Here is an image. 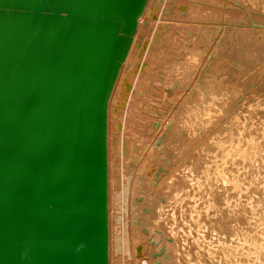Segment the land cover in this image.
Returning a JSON list of instances; mask_svg holds the SVG:
<instances>
[{
  "label": "water",
  "instance_id": "1",
  "mask_svg": "<svg viewBox=\"0 0 264 264\" xmlns=\"http://www.w3.org/2000/svg\"><path fill=\"white\" fill-rule=\"evenodd\" d=\"M148 0H0V264H110L108 108Z\"/></svg>",
  "mask_w": 264,
  "mask_h": 264
},
{
  "label": "rangeland",
  "instance_id": "2",
  "mask_svg": "<svg viewBox=\"0 0 264 264\" xmlns=\"http://www.w3.org/2000/svg\"><path fill=\"white\" fill-rule=\"evenodd\" d=\"M175 1H177V2H175ZM176 3L179 5V0H162L160 2H159V0H156V2L152 6V9L148 15L146 23L144 24V26L142 27V29L140 31L139 42H138L139 44L137 45V47L134 51V56L132 58L133 59L132 60V62H133L132 68L134 67V64H135V70H136L137 68L140 67V65H142L143 60L146 59V56H144V54L147 55L148 49H150L152 47L151 45L155 42V40L154 39L152 40V38H153V36H156L159 33L157 31V29L158 30H159V28L161 29V26H159V25L164 26L165 27L164 31H166V33H165L166 35L163 37V40H162V41H165V39L167 38L166 40H167L168 44L164 45V47L166 46L165 49L168 48V45L170 46V44L173 42V40H171L172 39L171 36H172L177 40V42L179 41L178 42L179 46L183 45V46H188V47L189 46L190 47H196L200 51V53H198V56H200L199 57L200 62H199L198 58L196 60L198 62V63L196 62V64H198V65L194 64L193 68L191 66L188 67V68H191L192 70L195 68L194 72L195 71H197V72L194 73V72H192L191 69H189L188 70L189 74L187 76L188 78H185L186 80L182 79L181 83H178L176 85V87H170L171 85H169V87L166 86L167 87L166 92L168 91L167 93L165 91L163 92L162 89L155 92V94H157V97H160V96H162V97L159 98L160 100L156 97H154V99L159 101L161 104H165V106L161 105V104L157 105V107H159V109H160V112H162V114H164V115H162V117L164 116V118H166V120L164 119L165 120L164 127H166V123H167V126L168 125L172 126L173 124H177V125H175V128L173 126V128H172L173 130H171L173 133L172 134L173 135V141L171 140L170 142H168V144H167L168 147H166L167 150H169V152H168L169 158H168L167 153L164 154V156L166 155V157L168 158V160L166 159L167 164H164V163H163L164 165L160 164L161 166L154 164L153 167H151V175L153 174V176H155L156 179L154 177L153 181H155V182L152 181V183H150V184H151V187H153V188L156 187L155 189L156 190L159 189V191H160V188H161V191L163 190V192H164V189L165 190L168 189V191H170V192H167V190H166V192H164V193L166 195L167 194L170 195V193L172 192V189H170L169 186L174 182V177H175V182H178L179 184H180V180H183V179L189 180L192 182L191 184H189L190 182L187 184L188 190L183 191L181 193V195L184 196L185 192L188 191L190 193V195H192V197L185 195L184 196L185 200L187 201V199H188L189 201H192V202L194 201V202L193 203L187 202V204L190 203L188 207H186L187 205L185 204V202H186L185 200H183L184 202L182 201V203L185 204L184 207H186V209H187V212H188V213L186 212L187 214H189L190 211H188V209H190L192 212L191 215H193V216L195 215L196 218L197 217L198 218L196 220H192V223L194 222L193 224L190 223L191 220H188L189 223L188 222L187 223L189 225L185 226L184 229H182L183 231L181 230V235L182 236H188L189 238H191V239H189L190 243L192 242L190 244V249H192V251H193L192 258L194 259V264H231L230 261L225 256V254L223 253L224 249L223 250L221 249V245H223L224 243L228 245V246L226 245L227 248L228 247L230 248L232 246L230 249L234 250L231 253V250L227 249V251H230V254H229L230 256H235V254H236L237 257H239V256H242L240 258L245 257V259L244 258L242 259V260H245V262L248 261L249 258L250 259L252 258L251 261L249 260L245 264H263L262 261L264 260V254H262L261 251H259V250L256 251L257 250L256 247H258V246L261 247V245L263 246V244H264V243H262L264 240V235L262 234V232L264 231V219H263L264 218V208H263L264 201H263V203H261L262 200H260V202H259V199H258L259 198L258 195H260L259 193L264 189L263 188V186H264V179H263L264 178V157H263L264 152H262L264 150V0H182L181 4H183L185 6L178 7V9L180 11L177 10V7L175 8ZM170 4H175V5H170ZM170 6H172L173 9L170 10ZM181 7H182V11H181ZM173 11H175L176 13H173ZM167 30H169V31H167ZM167 32H168V34H170V33L172 34V35L170 34L171 35V36H169L170 38H168ZM155 33H157V34H155ZM142 44H144L143 49L141 48ZM154 44H156V43H154ZM161 45L162 44L160 43L157 46H161ZM179 46L177 47L178 49H179ZM153 47H155V46L153 45ZM182 50L181 51L178 50L179 53H181V54L178 53L179 58L175 57L176 60L180 61V58H182L181 60H184L185 59L184 57H186V55L188 58L190 57L189 56L190 53L187 49L186 50L182 49ZM175 54H176V52H175ZM187 57H186V59L188 60ZM141 59H142V61H141ZM184 61H186V60H184ZM138 62L140 65H138ZM178 65H179V67L176 66L174 68V72L177 71V72H175V74L177 73L176 74L177 76L175 75V77L181 78V76L184 75V72L181 69L182 63H180ZM177 68L178 69L180 68V70H178ZM179 73L181 75H178ZM192 73H193V75H191ZM200 73H202V74H200ZM191 80H193V81L190 82ZM187 81H188V84L184 85L183 82L187 83ZM179 84H180V86H179ZM181 85L185 88H183ZM193 85L195 87H193ZM191 86H192V88H191ZM199 87H201V88H199ZM170 88L173 90H174V88H176L175 92L177 94L174 93L173 90H171ZM169 89H170V91H169ZM179 90H182V91L180 92ZM195 90H197V91H195ZM160 91H162V92H160ZM202 93H203V95H202ZM163 94L165 95L164 97H163ZM166 95L169 96V98ZM177 95H178V97H177ZM195 95H196V97H195ZM200 97H201V99H199ZM188 98L191 99V101ZM161 99H163V100H161ZM117 101H119V99H117ZM198 101L203 103V104L199 103ZM175 103H177V104H175ZM185 103H186L185 107H187V104H188V106L191 105L192 109H194V110L196 109L195 110L196 113L191 112V111H194V110H190L191 107L185 108L183 105ZM204 104L206 107H208L207 109H206V107H204ZM169 106H170V108H169ZM127 107H128V104L125 106L118 104L117 108L114 112L115 113V118L113 120V122L115 123L114 126H116L118 124L113 129L115 132V133L113 132L115 134V135L113 134V137L115 139V141H114L115 142V144H114L115 148H116V146L118 147L120 145V141H121L120 136H121V131L123 129L122 123L125 124L126 115H127L125 110H123V109L124 108L126 109ZM164 107H165V109H164ZM165 110H166V112H165ZM170 110H171V112H170ZM198 110L201 111V112H199V114H198ZM204 110L206 112L208 110L209 111L207 113L206 112L204 113ZM173 112L177 116L174 115ZM184 112L187 114V116H183V118H182L183 120H182V119H180V117H182L181 115H186ZM122 113H123V118H121V116H119L117 118V116L122 114ZM192 113L194 114L193 116H195L196 114H197V116L193 117ZM189 114H191V115L189 116ZM203 114H204V116H203ZM206 114H208L209 117L206 116ZM174 116H176L175 119H174ZM191 117L193 120L191 119ZM197 117H199L200 119ZM184 118L185 119L187 118V120H185ZM205 118H206V121H205ZM208 118H210V120H211V123L209 124L211 127L210 126L207 127L205 124H202L203 122L204 123L207 122ZM170 119H171V122L169 121ZM190 119L193 122H195L194 125L191 123L192 121ZM180 120L183 122V125H180V122H181ZM195 120H197L198 122ZM187 121L189 123H186ZM200 121H203V122L201 123ZM208 121H209V119H208ZM182 122H181V124H182ZM199 122L201 124H199ZM184 123H185V126L187 124H189L188 125L189 127H190V123H191V127L193 126L192 127L193 129L190 127L187 130L188 126H186V128H185ZM119 125H120V127H119ZM199 125L202 128H200ZM203 125H205V126H203ZM181 126H183V128ZM198 127L200 129H198ZM204 127L207 129L205 130ZM194 128L196 131L194 130ZM179 129H182L181 131H183V132L181 133V131H178ZM189 129L193 130L194 132L189 131ZM202 129L204 130V133L206 135L201 132ZM174 130H176V132ZM197 130L200 132H198ZM167 131H170L169 126L167 127ZM179 132H180V134H178ZM187 132H188L187 136L192 132L195 135L194 136L195 138L193 136H191V134H190V136H188L189 137V139H188V137L186 136ZM175 133L177 135H179V136H177L178 139H179V137L181 138V136H183L185 139H187L186 141L188 142V146H189L188 150L186 147V149H184L182 152V148L184 146H181V144L178 141H176V139H177L176 137L174 140V136H176ZM200 133H201V136H200ZM154 137L155 136L153 135L152 139H151L152 141L150 140L152 142V144L155 141ZM246 139H247V141H246ZM209 140L211 142H209ZM174 141H175V143H174ZM193 141H194V143H192ZM151 142L149 143L150 146H152ZM189 142H191V143H189ZM203 142H205V143H203ZM159 143L160 142H158L157 144H159ZM169 143H171V144L169 145ZM197 143L198 144L200 143V144L198 145ZM175 144L180 145L181 152L176 149ZM220 144L222 145V147ZM237 144H239V145H237ZM196 145H198V146L196 147ZM204 145H205V147H204ZM172 146L173 147L175 146L174 150H173ZM193 147H195V148H193ZM224 147H226V148H224ZM236 147H237V149H235ZM238 149H239V151H237ZM246 149H248L247 151L250 154V156L248 157L249 159L248 158L245 159L242 156H240V151L246 150ZM256 149L258 151L261 150L260 153ZM201 151L203 152L202 155H201ZM227 151H228V153H227ZM188 152L190 153V155L188 154ZM253 152L254 153L256 152L257 154H260V155L259 156L255 155ZM171 153H173V154H171ZM175 153H176V156H175ZM181 153H182V155H180ZM186 153H187V156L185 155ZM252 154L254 157L252 156ZM173 155H174L175 159H173L174 158ZM177 155H178V157H177ZM199 156H200V158H199ZM223 156H225L226 158ZM195 157H197L199 159H197V158L195 159ZM171 158L173 159V161L175 163L172 161ZM239 158H240V161H242L244 164L242 162L241 163L239 162ZM169 159H170V161H169ZM153 161H158V159H156V160L154 159ZM168 161L169 162L172 161L171 163L173 165H171V163H169ZM168 163H169V166H168ZM188 163H190V164H188ZM150 164H151V162H150ZM184 164H188L187 166H189L191 171L189 169H187V167ZM248 164H250V165H248ZM259 164L261 165V167ZM204 166H205V168H204ZM256 166H258L259 168ZM124 167H126V166L125 165L122 166L121 170H124ZM184 167H185V169H184ZM232 167H235V169ZM239 167H240V170H239ZM166 168L168 169V172L170 169H171V171L168 173L166 171L167 170ZM152 170H154V173ZM208 170H209V172H208ZM237 170H238V172H236ZM182 171H183V173H182ZM189 171L192 173H189ZM221 171H223V175H225V179H228V180L224 181L222 179V177L219 175V173H221ZM228 171H229V173H228ZM174 172L177 173V175ZM181 173H182V175H181ZM255 173H256V175H255ZM189 174H191V175L193 174V175L190 177V176H188ZM167 176L170 178H168ZM172 176H174V177H172ZM161 177H163L164 180L160 179ZM185 177H186V179H185ZM165 178L168 180L170 179V180L167 181V180H165ZM172 178H173V180L171 181ZM178 178H179V181H178ZM191 178H193L192 180H194V181H192ZM199 178H200V180H199ZM252 178H254V179H252ZM157 179L159 180V182L157 181ZM204 179H206V182ZM246 180H247V182H246ZM160 181H161V183H160ZM163 181H164V183H163ZM228 181H230V182H228ZM235 181L236 182L238 181L237 182L238 185L240 184L239 182H241L242 185L238 186ZM242 182H244V183H242ZM154 183L156 186L154 185ZM198 183H201L202 186L201 185L199 186ZM257 183L259 184L258 186H257ZM158 184H161V185L159 186ZM162 184L164 185V187ZM175 184H177V183H175ZM192 184H194V185H192ZM203 184H204V186H203ZM253 184H254V186H253ZM152 185H154V186H152ZM190 187H191V189H190ZM236 187H237L238 191H237ZM257 188H259L261 191L259 192V189H257ZM251 189H253V190H251ZM233 190H235V192ZM241 190H243V191L241 192ZM211 191H213V192L211 193ZM152 192L154 193V191H152ZM262 192H264V191H262ZM251 196H252V198H251ZM262 196L264 197V193H261L260 197L262 198ZM246 198H248V200ZM262 199L264 200V198H262ZM210 201L212 203H214L213 206L208 205L211 203ZM250 203H252L251 206H250ZM191 205H192V208L190 207ZM246 205H248V206H246ZM254 205L255 206L257 205L256 207H258V208L254 207ZM261 205H263V206H261ZM243 206L246 209H249V211L252 210V212L250 214H252V213H253V215L256 214V215H254V217H253V215H251L252 217H250V218H253V220L250 219V223L252 221L251 226L253 227V229H251L250 223H248V224L246 223V221H245L246 218L245 219L243 218V216L244 217L246 216V214L244 215V213H243L244 209H245ZM194 207H195V209H194ZM239 208L242 209V211L239 210ZM167 210L169 211L171 209L168 208ZM238 211H241L240 212L241 215ZM177 212H178V210H177ZM201 212H202V214H201ZM254 212H256V213H254ZM187 214L185 215V217L187 216ZM212 214H214V215H212ZM250 214H249V216H250ZM199 215H200V217H199ZM234 215H235V217H234ZM259 215H260V217H259ZM255 216H256V219H255ZM242 221L244 222V224ZM253 221L256 223L253 224ZM241 223L243 225L247 224V226L245 225L244 228H242L243 225H241ZM175 226L178 227L177 224ZM175 226H174V228H176ZM248 226H250V227H248ZM172 227H173V225H172ZM187 227L189 229H187ZM193 227H194V229H193ZM241 229H242V231H241ZM243 229H244V231H243ZM245 229H246V232H245ZM249 229H251V230H249ZM254 229L259 230V231H255ZM184 230H186V231H184ZM192 230H193V233H192ZM252 230H253L254 234L252 233ZM149 231H150V229H149ZM237 231L239 232L238 235H237V233H238ZM248 231H250L251 233ZM260 231H261V233H260ZM160 232H158V233L151 232L152 234H149L148 236L144 235L143 241L140 242L141 244L140 243L138 244L139 246L142 245L140 247H143L142 248L143 250L138 248L139 252H140L139 253L138 249H137L136 254L133 255L134 257H131V258H133V259H131V261L133 260L131 262V264L132 263L133 264H161V261H162L161 258H163L167 254L165 252L163 253V251L165 250L166 246L167 247L170 246L169 241H171L170 240L171 235H170V233H167L166 231H163L161 233ZM247 232H248V234H246ZM244 234H245V236H244ZM256 234L257 235L261 234L260 239H258L259 236H257V239L254 238V237H256L255 236ZM234 235H236V237ZM240 235H242V236H240ZM243 236L245 238H243ZM249 236L251 239L249 238ZM246 237L248 238L249 241L247 240ZM252 237L254 238V242H253ZM235 238L236 239L239 238L236 240V242H238V241L241 242V243L238 242L236 247L234 246V244H236V242L234 241ZM166 239H169V240H166ZM245 240L247 241V243H245L243 246V243L246 242ZM160 242H161V244H160ZM166 242H167V244H166ZM255 242H256V245H258V246H255ZM250 243H252V244H250ZM253 243H254V245H253ZM259 243H261V244L259 245ZM246 244L247 245L250 244V245H248V247L250 246L252 249L250 247L247 248ZM144 245H145V247H144ZM146 247H147V250H146ZM253 247L255 248V250H253ZM238 248H240V250H243V251L240 252ZM259 249L260 250L263 249L262 251L264 253V247H261ZM143 251H144V254H143ZM151 251H153V254ZM237 251H238V253H237ZM234 252H235V254H233ZM147 253L149 255H147ZM157 253H160L159 254L160 256ZM219 253H221V254H219ZM242 253L243 254L246 253L247 255L246 254L242 255ZM150 254L152 257L150 256ZM179 254L182 255L181 252L180 253L175 252L174 253L175 258ZM212 254H214V255H212ZM238 254H239V256H238ZM260 254H261V257H258V256H260ZM208 255H209V258H208ZM255 255L257 256V258L255 257ZM252 256H254L255 258H253ZM145 257H146V260L144 259ZM148 257H149V260H147ZM200 257H201V259H200ZM246 257H247V259H246ZM159 258H160V262H159ZM258 258H260V259H258ZM140 259L143 260L144 262L143 261L140 262L141 261ZM122 260H124V263L126 261H128V259L127 258L125 259V257ZM135 260L137 263L136 262L134 263ZM129 261H130V259H129Z\"/></svg>",
  "mask_w": 264,
  "mask_h": 264
},
{
  "label": "bare ground",
  "instance_id": "3",
  "mask_svg": "<svg viewBox=\"0 0 264 264\" xmlns=\"http://www.w3.org/2000/svg\"><path fill=\"white\" fill-rule=\"evenodd\" d=\"M162 1V0H159V2ZM156 2V0H148V3L145 7V10L142 14V16L139 18V23H138V29L136 31V34H135V37H134V40H133V43H132V46H131V49L129 51V54L125 60V62L123 63L122 65V68L120 70V73H119V76L117 78V81H116V84L114 86V89H113V92L111 94V97H110V101H109V108H108V165H109V229H110V243H109V262L110 264H131V257H134L133 255L136 254V251L137 249H142L143 247H140L142 245H138L140 242L143 241V238H144V235L148 236L149 234H152L151 232H155V233H158V232H163V231H166L167 233H170V246L165 248V250L163 251V253H167L163 258H161V264H194V259L192 258V255H193V251L192 249H190V240L191 238H189L188 236H182L181 235V230L184 229L185 226L189 225L188 223V220H191V224L192 223V220H196V216L194 215H191L192 212L190 209H188L189 214H187V209L186 207L189 206V204H187V202H191L193 203L192 201H189L187 198V201L185 200L184 196L187 195V196H191L190 193L188 191L185 192V195L182 196L181 193L185 190H188L187 189V184H191L192 182L189 181V180H180V184L178 182H175V177H174V182L177 183L175 184L174 182L169 186L170 189H172V192L170 193V195H166L164 192H170L168 191V189H164V192L163 190L161 191V188H160V191L159 189H155L153 187H151V184L152 181L154 180V177L153 174L151 175V167H153V165H159L161 166L163 163L164 164H167V160L169 158V150H167L166 147H168V142H170L171 140L173 141V133L171 130H173V126L175 128V125L177 124H173L172 126L168 125L169 126V129L170 131H167V123H166V127H164V123H165V120L166 118H164V116L162 117V112H160V109L159 107H157V105L161 104L159 101H157L156 99H154V97L156 98H160V97H157V94H155L156 91L162 89V91L166 92V88L169 87V85H171L170 87H176V85L178 83H181L182 79H185V78H188V70L191 69V68H188V67H192L193 68V65H198L196 64V60L198 58L199 62H200V59L198 56V53H200V51L196 48V47H188V46H183V45H180L179 46V41L177 42V40L172 37L170 34H168L167 32V35H168V38H170L169 36H171V40H173V42L170 44V46L168 45V48L165 49L164 45L165 44H168L167 42V38L165 39V41H162L163 40V37L166 35V31H164V26L162 25H159L161 26V29L159 28V30L157 29V31L159 32L156 36H153L152 40L154 39L156 44H152L151 48L148 49V52H147V55L144 54V56H146V59L143 60L142 62V65L139 64L138 62V65H140L139 68H137L135 70V64H134V67L132 68V65H133V62H132V58L134 56V51L137 47V45L139 44V34H140V31L142 29V27L144 26V24L146 23V20L148 18V15L152 9V6L154 5V3ZM177 2V1H175ZM182 0H179V5L176 3L175 4H170V5H175V8L177 7V10L178 7L180 6H185L183 4H181ZM173 9L172 6H170V10ZM168 11V10H167ZM180 11V10H179ZM181 11H182V7H181ZM173 13H176L175 11H173ZM169 31V30H167ZM155 32V31H154ZM167 37V36H166ZM162 44L161 46H157L158 44ZM170 43V42H169ZM181 43V42H180ZM153 45L155 47H153ZM179 46V49L177 48ZM164 47V48H163ZM141 48L143 49L144 48V44H142ZM158 48V49H157ZM182 49H187L189 51V58L187 57V53L185 54L186 57L188 58V60L186 59V57H184L186 61L184 60H181L182 58H180V61L179 60H176L175 57L179 58L178 57V53L179 51H181ZM179 50V51H178ZM178 51V52H177ZM183 51V50H182ZM176 52V54H175ZM181 54V53H179ZM183 54V53H182ZM184 55V54H183ZM212 55V54H211ZM181 57V56H180ZM210 57V56H209ZM140 60V59H139ZM142 61V59H141ZM179 61V62H178ZM182 63V70L184 72V75L181 76V78L179 77H175V71L174 72V68L177 66L179 67L178 64ZM198 63V62H197ZM200 64V63H199ZM137 65V64H136ZM137 65V66H138ZM205 66V65H204ZM198 67V66H197ZM132 68V69H131ZM178 69V68H177ZM195 69V68H194ZM194 69L192 70V72H194ZM180 70V68L178 69ZM197 72V71H195ZM194 72V73H195ZM182 73V72H181ZM130 74V75H129ZM134 76H133V75ZM202 74V73H200ZM178 75H181L180 73ZM193 75V73L191 74ZM195 75V74H194ZM177 76V75H176ZM190 77V76H189ZM192 79V78H191ZM196 79V78H195ZM186 80V79H185ZM193 80H191L190 82H192ZM195 82V81H194ZM184 85L185 84H188V81L187 83L183 82ZM196 84V83H195ZM203 84V83H202ZM183 85V84H182ZM181 85V86H182ZM183 85V86H184ZM198 85V84H197ZM167 86V87H166ZM180 86V84H179ZM182 86V87H183ZM193 87H195L193 85ZM198 87V86H197ZM205 87V86H204ZM185 88V87H183ZM192 88V86H191ZM201 88V87H199ZM171 89V88H170ZM169 89V91H170ZM190 89V88H189ZM197 89V88H196ZM173 90V89H171ZM176 88H174L173 92H175ZM191 90V89H190ZM160 91V92H162ZM180 92L182 90H179ZM197 91V90H195ZM200 91V90H199ZM168 92V91H167ZM166 92V93H167ZM172 92V91H171ZM184 92V91H183ZM202 92V91H201ZM165 93V94H166ZM195 93V92H194ZM162 94V93H161ZM177 94V93H176ZM189 94V93H188ZM170 95V94H169ZM174 95V94H173ZM203 95V93H202ZM159 96V95H158ZM165 95L163 94V97ZM167 96V95H166ZM193 96V95H192ZM169 98V96H167ZM178 97V95H177ZM194 97V96H193ZM196 97V95H195ZM172 98V97H171ZM191 98V97H190ZM203 98V97H202ZM117 99H119V101H117ZM164 99V98H163ZM161 99V100H163ZM174 99V98H173ZM189 99V98H188ZM201 99V97L199 98ZM160 100V99H159ZM191 101V99H189ZM193 100V99H192ZM203 100V99H202ZM207 100V99H206ZM175 101V100H174ZM181 101V100H180ZM187 101V100H186ZM189 101V102H190ZM129 102V103H128ZM162 102V101H161ZM168 102V101H167ZM176 102V101H175ZM199 102V101H198ZM209 102V101H208ZM181 103V102H180ZM197 103V102H196ZM201 103V102H199ZM118 104H121V105H127L128 104V107L123 110H125L126 112V120H125V124L122 123L123 125V129L121 131V141H120V145L116 148L114 146L115 144V139L113 137V134L115 133L114 132V126L115 123L113 122L114 118H115V110L117 108V105ZM168 104V103H167ZM177 104V103H175ZM182 104V103H181ZM195 104V103H194ZM203 104V103H201ZM200 104V105H201ZM210 104V103H209ZM161 105H164L165 104H161ZM174 105V104H173ZM184 107L186 105L183 104ZM182 105V106H183ZM190 105V104H189ZM195 106V105H194ZM167 107V106H166ZM187 107H191L190 110H194L192 109V106H188L187 104ZM185 107V108H187ZM204 107L205 104H204ZM170 108V106H169ZM183 108V107H182ZM184 108V109H185ZM196 108V107H195ZM198 108V107H197ZM208 107H206L207 109ZM165 109V107H164ZM167 109V108H166ZM189 109V108H188ZM187 109V110H188ZM168 110V109H167ZM180 110V109H179ZM183 110V109H182ZM196 110V109H195ZM191 111V112H195L196 111ZM174 111V110H173ZM209 111V110H208ZM207 111V112H208ZM166 112V110H165ZM171 112V110H170ZM181 112V111H180ZM186 112V111H185ZM184 112V113H185ZM199 111L198 110V114H199ZM206 111L204 110V113ZM206 112V113H207ZM174 113V112H173ZM189 113V112H188ZM192 113V116L194 115ZM186 114V113H185ZM171 115V114H170ZM174 115H176L174 113ZM179 115V114H178ZM191 114H189L190 116ZM121 116V118H123V113L118 115L117 118ZM173 116V115H172ZM177 116V115H176ZM174 116V119L175 117ZM182 117H180V119L183 118V116H187L186 115H181ZM197 114L193 117H196ZM202 116V115H201ZM204 116V114H203ZM206 116H208V114H206ZM167 117V116H166ZM209 117V116H208ZM178 118V117H177ZM190 118V117H189ZM199 118V117H197ZM204 118V117H203ZM202 118V119H203ZM165 119V120H164ZM185 119V118H184ZM192 119V117H191ZM190 119V120H191ZM200 119V118H199ZM201 119V120H202ZM209 119V121H208ZM207 119V122H203V121H200L202 124H205L207 127L210 126L209 124L211 123V120L210 118ZM183 120V119H182ZM187 120V118L185 119ZM184 120V121H185ZM193 120V119H192ZM191 120V121H192ZM119 121V120H118ZM123 121V120H122ZM171 122V119L169 120ZM181 121V120H180ZM197 121V120H195ZM205 121H206V118H205ZM124 122V121H123ZM174 122V121H173ZM182 122V121H181ZM180 122V125H183V122L181 124ZM198 122V121H197ZM196 122V123H197ZM199 122V124H201ZM179 123V122H178ZM186 123H189L188 121ZM193 125L195 124V122H191ZM191 123H190V127H191ZM171 124V123H170ZM128 125V126H127ZM189 124H187L186 126H188ZM203 125V126H205ZM184 126H185V123H184ZM185 126V128H186ZM197 126V125H196ZM200 126V125H199ZM120 127V125H119ZM179 127V126H178ZM183 128V126H181ZM189 126L187 127V130L188 128H190ZM193 127V126H192ZM191 127V128H192ZM211 127V126H210ZM200 128H202L200 126ZM198 127V129H200ZM205 128V127H204ZM193 129V128H192ZM207 128H205L206 130ZM214 129V128H213ZM182 129H179L178 131H181ZM195 130V128H194ZM203 130V129H202ZM201 132L204 133V130ZM176 132V130H174ZM177 131V132H178ZM185 131V130H184ZM189 131H193V130H190ZM188 131V132H189ZM196 131V130H195ZM198 131V130H197ZM114 132V133H113ZM170 132V133H169ZM183 131H181L182 133ZM188 132L186 133V136L188 134ZM194 132V131H193ZM200 132V131H198ZM154 133V134H153ZM155 136V141L154 143L152 144V136L153 135ZM156 134V135H155ZM169 134V135H168ZM180 134V132L178 133ZM191 136H195L192 132L190 133ZM190 134L188 136H190ZM193 134V135H192ZM198 134V133H197ZM205 134V133H204ZM203 134V135H204ZM115 135V134H114ZM168 135V136H167ZM176 136H174V140H175V137L177 138V135L175 133ZM206 135V134H205ZM187 136V137H188ZM197 136V135H196ZM200 136H201V133H200ZM257 136V135H256ZM263 136V135H262ZM170 137V138H169ZM186 137V138H187ZM192 137V138H193ZM199 137V136H198ZM254 137V136H253ZM191 138V139H192ZM195 138V137H194ZM238 138V137H237ZM250 138V137H249ZM189 139V137H188ZM190 139V140H191ZM204 139V138H203ZM202 139V140H203ZM151 140V141H150ZM154 140V139H153ZM187 139H185L183 136H181V138L179 137V139L177 138L176 141H178L181 146H184L182 148V152L184 149H186L187 147V150H188V142L186 141ZM189 140V141H190ZM193 140V139H192ZM196 140V139H195ZM206 140V139H205ZM236 140V139H235ZM253 140V139H252ZM256 140V139H255ZM201 141V140H200ZM247 141V139H246ZM245 141V142H246ZM251 141V140H250ZM151 142V145H149V143ZM158 142H160L159 144H157ZM209 142H211L209 140ZM233 142V141H232ZM238 142V141H237ZM249 142V141H248ZM175 143V141H174ZM191 143V142H189ZM194 143V141L192 142ZM205 143V142H203ZM202 143V144H203ZM236 143V142H235ZM252 143V142H251ZM171 143H169L170 145ZM198 144V143H197ZM200 144V143H199ZM198 144V145H199ZM201 144V145H202ZM217 144V143H216ZM176 145V144H175ZM196 145V147L198 146ZM208 145V144H207ZM218 145V144H217ZM221 145V144H220ZM239 145V144H237ZM236 145V146H237ZM242 145V144H241ZM240 145V146H241ZM251 145V144H250ZM262 145V144H261ZM156 146V147H155ZM225 146V145H224ZM235 146V145H234ZM246 146V145H245ZM170 147V146H169ZM173 147V146H172ZM175 147V146H174ZM174 147H173V150H174ZM191 147V146H190ZM205 147V145H204ZM220 147V146H219ZM222 147V145H221ZM260 147V146H259ZM263 147V146H262ZM195 148V147H193ZM192 148V149H193ZM203 148V147H202ZM226 148V147H224ZM176 149L179 150L181 152V147L180 145H176ZM175 149V150H176ZM198 149V148H197ZM205 149V148H204ZM219 149V148H218ZM223 149V148H222ZM231 149V148H230ZM237 149V147L235 148ZM245 149V148H244ZM263 149V148H262ZM186 150V151H187ZM191 150V149H190ZM201 150V149H200ZM203 150V149H202ZM207 150V149H206ZM229 150V149H228ZM248 149L246 150H242L240 151V156H242L243 158L247 159L250 154L248 153L247 151ZM255 150V149H254ZM253 150V151H254ZM257 150V149H256ZM199 151V150H198ZM204 151V150H203ZM224 151V150H223ZM236 151V150H235ZM239 151V149L237 150ZM258 151V150H257ZM256 151V152H257ZM261 150H259L258 152L260 153ZM172 152V151H171ZM178 152V151H177ZM251 152V151H250ZM254 153L255 155H260V154H257V153ZM264 152V150L262 151ZM167 153L168 155V158L166 157V155L164 156V154ZM202 151H201V155H202ZM228 153V151H227ZM173 154V153H171ZM188 154L190 155V153L188 152ZM197 154V153H196ZM205 154V153H204ZM232 154V153H231ZM263 154V153H262ZM182 155V153L180 154ZM187 156V153L185 154ZM188 155V156H189ZM198 155V154H197ZM200 155V154H199ZM238 155V154H237ZM236 155V156H237ZM175 156H176V153H175ZM196 156V155H195ZM253 156V154H252ZM257 156V157H258ZM262 156V155H261ZM260 156V157H261ZM174 157V155H173ZM178 157V155H177ZM183 157V156H182ZM225 157V156H223ZM228 157V156H227ZM254 157V156H253ZM264 157V155H263ZM197 157H195L196 159ZM200 158V156H199ZM197 158V159H199ZM203 158V157H202ZM226 158V157H225ZM232 158V157H231ZM242 158V159H243ZM156 160L158 159V161H153V160ZM167 159V160H166ZM172 159V158H171ZM175 159V157L173 158ZM172 159V161H173ZM179 159V158H178ZM184 159V158H183ZM191 159V158H190ZM219 159V158H218ZM249 159V158H248ZM252 159V158H251ZM259 159V158H258ZM226 160V159H225ZM235 160V159H234ZM237 160V159H236ZM170 161V159H169ZM168 161V162H169ZM171 161V162H172ZM184 161V160H183ZM221 161V160H220ZM219 161V162H220ZM230 161V160H229ZM233 161V160H232ZM151 162V164H150ZM169 162V163H171ZM174 162V161H173ZM186 162V161H185ZM194 162V161H193ZM218 162V163H219ZM239 162L241 163L242 161H240V158H239ZM248 162V161H247ZM252 162V161H251ZM262 162V161H261ZM169 163H168V166H169ZM175 163V162H174ZM196 163V162H195ZM194 163V164H195ZM199 163V162H198ZM197 163V164H198ZM222 163V162H221ZM243 163V162H242ZM250 163V162H249ZM253 163V162H252ZM256 163V162H255ZM161 164V165H160ZM163 164V165H164ZM179 164V163H178ZM190 164V163H188ZM188 164H184L187 169L190 170L189 166H187ZM206 164V163H205ZM232 164V163H231ZM244 164V163H243ZM126 166L124 167V170H121V167L122 166ZM171 165H173L171 163ZM170 165V166H171ZM175 165V164H174ZM204 165V164H203ZM228 165V164H227ZM239 165V164H238ZM250 165V164H248ZM254 165V164H253ZM260 165V164H259ZM208 166V165H207ZM234 166V165H233ZM240 166V165H239ZM167 167V166H166ZM175 167V166H174ZM182 167V166H181ZM230 167V166H229ZM246 167V166H245ZM258 167V166H256ZM261 167V165H260ZM157 168V167H156ZM172 168V167H171ZM195 168V167H194ZM205 168V166H204ZM235 169V167H232ZM247 168V167H246ZM259 168V167H258ZM167 169V168H166ZM185 169V167H184ZM203 169V168H202ZM218 169V168H217ZM237 169V168H236ZM244 169V168H243ZM248 169V168H247ZM253 169V168H252ZM159 170V169H158ZM179 170V169H178ZM226 170V169H225ZM231 170V169H230ZM239 170H240V167H239ZM245 170V169H244ZM258 170V169H257ZM260 170V169H259ZM153 173H154V170H152ZM156 171V170H155ZM168 172V169L166 170ZM171 171V169L169 170V172ZM191 171V170H190ZM189 173H192L190 172ZM207 171V170H206ZM242 171V170H241ZM168 172V173H169ZM202 172V171H201ZM209 172V170H208ZM207 172V173H208ZM218 172V171H217ZM231 172V171H230ZM238 172V170L236 171ZM156 173V172H155ZM175 173V172H174ZM183 173V171H182ZM181 173V175H182ZM203 173V172H202ZM229 173V171H228ZM241 173V172H240ZM177 175V173H175ZM225 174V173H224ZM236 174V173H235ZM172 175V174H171ZM175 175V176H176ZM180 175V174H179ZM193 175V174H192ZM191 174H189L188 176H192ZM206 175V174H205ZM209 175V174H208ZM217 175V174H216ZM219 175L222 177V179L225 181V180H228V179H225V175H223V171H221V173H219ZM228 175V174H227ZM237 175V174H236ZM252 175V174H251ZM256 175V173H255ZM158 176V175H157ZM187 176V175H186ZM219 176V177H220ZM242 176V175H241ZM254 176V175H253ZM258 176V175H257ZM168 177V176H167ZM202 177V176H201ZM170 178V177H168ZM234 178V177H233ZM241 178V177H240ZM247 178V177H246ZM262 178V177H261ZM156 179V177H155ZM160 179L164 180L163 177H161ZM186 179V177H185ZM193 178H191L192 180ZM254 179V178H252ZM264 179V178H263ZM165 180L169 181L168 179L165 178ZM173 180V178L171 179V181ZM200 180V178H199ZM202 180V179H201ZM205 182H206V179H204ZM236 180V179H235ZM257 180V179H256ZM260 180V179H259ZM157 181L159 182V180L157 179ZM156 181V182H157ZM166 181V182H167ZM178 181H179V178H178ZM194 181V180H192ZM203 181V180H202ZM241 181V180H240ZM245 181V180H244ZM258 181V180H257ZM256 181V182H257ZM261 181V180H260ZM155 182V181H153ZM230 182V181H228ZM236 182V181H235ZM238 182V181H237ZM236 182V184H237ZM247 182V180H246ZM249 182V181H248ZM252 182V181H251ZM161 183V181H160ZM164 183V181H163ZM240 184L239 185H242L241 182H239ZM244 183V182H242ZM255 183V182H254ZM199 186L202 184L201 183H198ZM197 184V185H198ZM235 184V183H234ZM247 184V183H246ZM155 185V183H154ZM152 185V186H154ZM159 186L161 184H158ZM157 185V186H158ZM163 185V184H162ZM166 185V184H165ZM168 185V184H167ZM194 185V184H192ZM238 185V184H237ZM238 185V186H239ZM259 184L257 183V186ZM156 186V185H155ZM204 186V184H203ZM233 186V185H232ZM237 186V187H238ZM246 186V185H245ZM254 186V184H253ZM262 186V185H261ZM164 187V185H163ZM167 187V186H166ZM165 187V188H166ZM189 187V186H188ZM236 187V189H237ZM260 187V186H259ZM202 188V187H201ZM261 188V187H260ZM264 188V186H263ZM169 189V190H170ZM191 189V187H190ZM205 189V188H204ZM243 189V188H242ZM259 189V188H257ZM193 190V189H192ZM240 190V189H239ZM253 190V189H251ZM154 191V193L152 192ZM156 191V192H155ZM235 192V190H233ZM238 191V189H237ZM243 190H241L242 192ZM261 190L259 189V192ZM264 191V189L262 190ZM260 192L258 195L259 196V202L260 200H262L261 203H263V199L264 198L262 196V198L260 197L261 196V193H264V192ZM213 191H211L212 193ZM258 192V191H257ZM194 194V193H193ZM227 194V193H226ZM255 194V193H254ZM253 194V195H254ZM257 195V194H256ZM255 196V195H254ZM253 196V197H254ZM257 196V197H258ZM190 197V198H191ZM189 198V199H190ZM252 198V196H251ZM255 198V197H254ZM244 199V198H243ZM248 200V198H246ZM250 199V198H249ZM256 199V198H255ZM185 200V204L187 205L186 207H184V203H182V201ZM191 200V199H190ZM201 200V199H200ZM214 200V199H213ZM235 200V199H234ZM199 201V200H198ZM225 201V200H224ZM250 201V200H249ZM184 202V201H183ZM197 202V201H196ZM211 202V201H210ZM232 202V201H231ZM241 202V201H240ZM251 202V201H250ZM248 203V202H247ZM258 203V202H257ZM214 203H210L208 205L210 206H213ZM241 204V203H240ZM239 204V205H240ZM235 205V204H234ZM249 205V204H248ZM246 205V206H248ZM252 205V203H250V206ZM215 206V205H214ZM229 206V205H228ZM249 206V207H250ZM257 206V205H256ZM254 205V207H256ZM263 206V205H261ZM192 208V205L190 206ZM189 207V208H190ZM217 207V206H216ZM232 207V206H231ZM244 207V206H243ZM168 208H170L171 210H167ZM206 208V207H205ZM230 208V207H229ZM245 208V207H244ZM248 208V207H247ZM258 208V207H256ZM262 208V207H261ZM264 208V206H263ZM195 209V207H194ZM202 209V208H201ZM235 209V208H234ZM237 209V208H236ZM178 210V212H177ZM238 210V209H237ZM239 210L242 211V209L239 208ZM258 210V209H257ZM256 210V211H257ZM208 211V210H207ZM213 211V210H212ZM215 211V210H214ZM241 211H238L239 213ZM187 212V213H186ZM200 212V211H199ZM252 212V210L249 211V209H244V215L246 214V216L243 218L245 219L246 218V223H250V219L253 220V218H250L252 217L250 214ZM261 212V211H260ZM235 213V212H234ZM256 213V212H254ZM258 213V212H257ZM187 214V216L185 217V215ZM202 214V212H201ZM233 214V213H232ZM236 214V213H235ZM250 214V216H249ZM214 215V214H212ZM241 215V213H240ZM239 215V216H240ZM256 215V214H254ZM253 215V217H254ZM237 216V215H236ZM200 217V215H199ZM228 217V216H227ZM235 217V215H234ZM242 217V216H241ZM260 217V215H259ZM243 219V220H244ZM255 219H256V216H255ZM260 219V218H259ZM264 219V218H263ZM200 220V219H199ZM198 220V221H199ZM242 220V219H241ZM172 221V222H171ZM248 221V222H247ZM188 222V223H187ZM196 222V221H195ZM243 222V221H242ZM258 222V221H257ZM199 223V222H198ZM205 223V222H204ZM252 223V221H251ZM250 223V226L252 225ZM256 223L253 221V224ZM263 223V222H262ZM177 224L178 227H176L175 225ZM244 224V222H243ZM241 223V225H243ZM247 224H245L247 226ZM173 225V227H172ZM229 225V224H228ZM231 225V224H230ZM234 225V224H233ZM240 225V226H241ZM242 228H244V226ZM257 225V224H256ZM261 225V224H260ZM174 226L176 228H174ZM194 226V225H193ZM248 226V227H250ZM189 227V226H188ZM187 227V229H189ZM247 227V228H248ZM256 227V226H255ZM192 228V227H191ZM259 228V227H258ZM150 229V231H149ZM186 229V230H187ZM194 229V227H193ZM251 229H253V227L251 226ZM249 229V230H251ZM257 229V228H256ZM263 229V228H262ZM163 230V231H162ZM184 230V231H186ZM215 230V229H214ZM248 230V229H247ZM255 230V229H254ZM183 231V230H182ZM209 231V230H208ZM211 231V230H210ZM240 231V230H239ZM242 231V229H241ZM244 231V229H243ZM255 231H259V230H255ZM160 232V233H161ZM195 232V231H194ZM201 232V231H200ZM238 232V231H237ZM236 232V233H237ZM245 232H246V229H245ZM250 232V231H248ZM248 232L246 234H248ZM188 233V232H187ZM191 233V232H190ZM192 233H193V230H192ZM251 233V232H250ZM252 233L254 234L253 230H252ZM257 233V232H256ZM259 233V232H258ZM261 233V231H260ZM239 234V232L237 233V235ZM241 234V233H240ZM262 234L264 235V231L262 232ZM192 235V234H191ZM215 235V234H214ZM252 235V234H251ZM236 237V235H234ZM242 236V235H240ZM245 236V234H244ZM243 236V238H245ZM257 239V236H259L258 239H260L261 237V234L259 235H255ZM163 237V236H162ZM192 237V236H191ZM252 237V238H253ZM151 238V237H150ZM247 238V237H246ZM250 238V236H249ZM254 238H253V242H254ZM239 239V238H237ZM235 238V242L237 240ZM251 239V238H250ZM145 240V239H144ZM161 240V239H160ZM166 240H169V239H166ZM242 240V239H241ZM248 240V238H247ZM208 241V240H207ZM232 241V240H231ZM246 241V240H245ZM249 241V240H248ZM256 241V240H255ZM240 242V241H238ZM238 242H236V244H234V246L236 247V245L238 244ZM260 242V241H259ZM146 243V242H145ZM188 243V244H187ZM210 243V242H209ZM220 243V242H219ZM222 243V242H221ZM241 243V242H240ZM243 243V242H242ZM247 243L244 242L243 243V246L244 244ZM264 243V240L263 242ZM141 244V243H140ZM161 244V242H160ZM167 244V242H166ZM165 244V245H166ZM196 244V243H195ZM223 244V243H222ZM231 244V243H230ZM252 244V243H250ZM248 244V245H250ZM261 243H259L260 245ZM227 244H223L221 245V249L223 250L224 249V254L225 256L227 257V259L230 261L231 264H245L246 262H248L249 260L251 261V259L249 258L248 261L245 262V260H242L243 258L245 259V257L243 258H240L242 256H238L235 254V252L233 254H235V256H230V251H227V249H230L229 247L227 248L226 247ZM247 245V244H246ZM245 245V246H246ZM248 245L246 246L247 248ZM254 245V243H253ZM139 246V247H138ZM164 246V245H163ZM228 246V245H227ZM240 246V245H239ZM255 246H258L256 245V242H255ZM145 247V245H144ZM148 247V246H147ZM147 247H146V250H147ZM193 247V246H192ZM261 247H264V244L263 246L261 245ZM261 247H256L257 250L256 251H261L262 254L263 253V249H259ZM151 248V247H150ZM234 248V247H233ZM244 248V247H243ZM251 248V247H250ZM139 249H138V252H139ZM145 249V248H144ZM240 252H242L243 250H240V248H238ZM252 249V248H251ZM143 250V249H142ZM181 250V251H180ZM231 250V249H230ZM247 250V249H246ZM250 250V249H249ZM253 250H255V248L253 247ZM252 250V251H253ZM196 251V250H195ZM202 251V250H201ZM221 251V250H220ZM232 251H234L233 249L231 250V253ZM248 251V250H247ZM137 252V253H138ZM150 252V251H149ZM152 254H153V251H151ZM180 253L182 255H178L174 256V253ZM208 252V251H207ZM214 252V251H213ZM216 252V251H215ZM228 252V253H227ZM250 252V251H249ZM140 253V252H139ZM238 253V251H237ZM247 253V252H246ZM244 253V254H246ZM251 253V252H250ZM143 254H144V251H143ZM158 255L160 253H157ZM199 254V253H198ZM211 254V253H210ZM221 254V253H219ZM242 253V255H244ZM147 255H149L147 253ZM201 255V254H200ZM214 255V254H212ZM247 255V254H246ZM252 255V254H251ZM250 255V256H251ZM144 256V255H143ZM151 256V254H150ZM160 256V255H159ZM162 256V255H161ZM249 256V255H248ZM263 256V255H262ZM125 257V259L127 258L128 261H126L124 263V260H122L123 258ZM152 257V256H151ZM204 257V256H203ZM221 257V256H220ZM253 258H257V256L255 255L252 256ZM258 257H261V254L260 256ZM160 258H159V262H160ZM208 258H209V255H208ZM130 259V261H129ZM135 259V258H134ZM146 260V257L144 258ZM165 259V260H164ZM201 259V257H200ZM247 259V257H246ZM260 259V258H258ZM141 260V259H140ZM149 260V257L148 259ZM152 260V259H151ZM143 260H141L140 262H142ZM153 261V260H152ZM157 261V260H156ZM205 261V260H204ZM212 261V260H211ZM136 262V260L134 261V263ZM144 262V261H143ZM148 262V261H147ZM158 262V263H159ZM179 262V263H178ZM202 262V261H201ZM210 262V261H209ZM263 264H264V260L262 261ZM137 263V262H136ZM197 263V262H196ZM204 263V262H203ZM206 263V262H205ZM133 264V263H132Z\"/></svg>",
  "mask_w": 264,
  "mask_h": 264
}]
</instances>
